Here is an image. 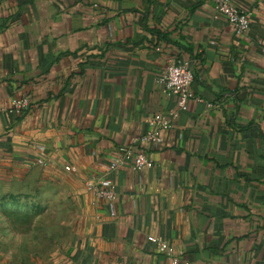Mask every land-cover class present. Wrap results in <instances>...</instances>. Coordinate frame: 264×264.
Instances as JSON below:
<instances>
[{
	"label": "crops",
	"instance_id": "obj_1",
	"mask_svg": "<svg viewBox=\"0 0 264 264\" xmlns=\"http://www.w3.org/2000/svg\"><path fill=\"white\" fill-rule=\"evenodd\" d=\"M234 2L243 34L214 0H0V201L50 207L66 235L47 264H264V0ZM175 58L196 98L148 147ZM118 146L153 166L98 201L85 181Z\"/></svg>",
	"mask_w": 264,
	"mask_h": 264
},
{
	"label": "built area",
	"instance_id": "obj_2",
	"mask_svg": "<svg viewBox=\"0 0 264 264\" xmlns=\"http://www.w3.org/2000/svg\"><path fill=\"white\" fill-rule=\"evenodd\" d=\"M213 16L224 18L238 34L246 32L250 26L251 15L236 5L234 0H214ZM194 74L190 61L183 58L173 59L166 67L164 73L157 79L159 90L167 96H175L177 109L170 113H153L145 120L146 130L142 133L140 140L145 146L162 147L166 142V135L173 128L172 117L179 111H185L189 102L196 98L191 84ZM13 109L19 111L28 107L26 98H13ZM129 165L134 171H142L153 166V160L145 152H137L128 146H118L115 155L110 159L106 169L97 175H89L85 181L88 192L98 201L113 203L116 201V185L110 174L117 169ZM70 169V167H67ZM160 250L167 249V244L160 241ZM174 261L178 259L173 258Z\"/></svg>",
	"mask_w": 264,
	"mask_h": 264
},
{
	"label": "rangeland",
	"instance_id": "obj_3",
	"mask_svg": "<svg viewBox=\"0 0 264 264\" xmlns=\"http://www.w3.org/2000/svg\"><path fill=\"white\" fill-rule=\"evenodd\" d=\"M43 207L20 198L0 201V264H47L54 257L55 240L66 233L56 230L50 207Z\"/></svg>",
	"mask_w": 264,
	"mask_h": 264
},
{
	"label": "trees",
	"instance_id": "obj_4",
	"mask_svg": "<svg viewBox=\"0 0 264 264\" xmlns=\"http://www.w3.org/2000/svg\"><path fill=\"white\" fill-rule=\"evenodd\" d=\"M157 35H160V33H157Z\"/></svg>",
	"mask_w": 264,
	"mask_h": 264
}]
</instances>
